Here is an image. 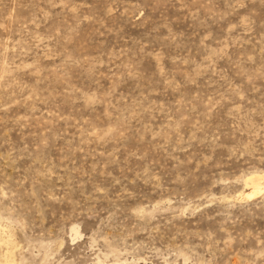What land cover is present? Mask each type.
I'll return each instance as SVG.
<instances>
[{
	"label": "rangeland",
	"instance_id": "1",
	"mask_svg": "<svg viewBox=\"0 0 264 264\" xmlns=\"http://www.w3.org/2000/svg\"><path fill=\"white\" fill-rule=\"evenodd\" d=\"M6 261L264 264V0H0Z\"/></svg>",
	"mask_w": 264,
	"mask_h": 264
},
{
	"label": "bare ground",
	"instance_id": "2",
	"mask_svg": "<svg viewBox=\"0 0 264 264\" xmlns=\"http://www.w3.org/2000/svg\"><path fill=\"white\" fill-rule=\"evenodd\" d=\"M255 181H256L255 177H251V178L247 179L246 181H244L245 184H249L252 188V190L248 194L245 195L246 199H247V197H251V196H254L256 194L259 195L260 188L258 185H256ZM5 264H9L8 261H6Z\"/></svg>",
	"mask_w": 264,
	"mask_h": 264
}]
</instances>
